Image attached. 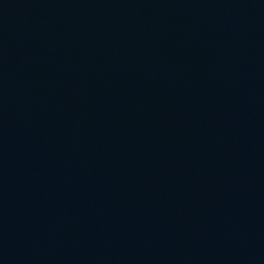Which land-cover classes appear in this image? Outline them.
Wrapping results in <instances>:
<instances>
[{"label":"water","instance_id":"95a60500","mask_svg":"<svg viewBox=\"0 0 264 264\" xmlns=\"http://www.w3.org/2000/svg\"><path fill=\"white\" fill-rule=\"evenodd\" d=\"M0 264H264V0H0Z\"/></svg>","mask_w":264,"mask_h":264}]
</instances>
